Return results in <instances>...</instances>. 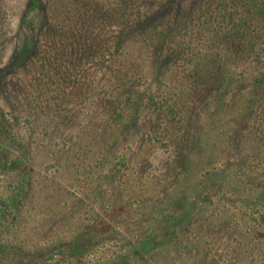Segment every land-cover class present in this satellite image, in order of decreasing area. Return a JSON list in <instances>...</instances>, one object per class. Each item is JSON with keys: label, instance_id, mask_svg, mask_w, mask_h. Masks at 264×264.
Segmentation results:
<instances>
[{"label": "rangeland", "instance_id": "374dc122", "mask_svg": "<svg viewBox=\"0 0 264 264\" xmlns=\"http://www.w3.org/2000/svg\"><path fill=\"white\" fill-rule=\"evenodd\" d=\"M28 3L29 0H0V68L2 69L11 61L26 34L37 36L39 47L42 49L51 44L56 52L80 51L78 45L76 49L71 48L68 38L70 28L75 24L73 12L68 6L45 2L46 16H42L46 18V23L41 24L42 17L37 11L33 14L31 12L30 15L35 21L26 24ZM105 8L109 10L106 3ZM189 9H192V12L196 11V5L190 6ZM147 10L151 12L154 9ZM40 11H43L42 8ZM91 11L98 12L97 16L101 15L106 20L101 8L93 7ZM58 24L63 26L65 24V28H60ZM191 25L192 31L198 29L194 21ZM103 28L96 27L99 31H103ZM263 41L262 36L261 43ZM205 43L208 46L205 44L200 46L198 55L209 54L212 58H222L227 66L226 69L230 70L234 78L232 92L227 96V103L220 112L221 118L217 120V123L220 121L221 128L215 130L217 131L215 136L221 137L224 132H229L233 136L250 135L249 139L253 140L247 146L248 153L245 157L253 165L254 174L262 172L264 119L260 125L252 128L253 123H248L241 116L249 92L253 90L254 97L264 94V84H260V87L257 83L258 77L264 70L262 56L256 57V50L251 52L247 46L226 50L220 43H207V40ZM140 45L142 46L135 45L136 50L134 51L133 48L135 53L127 56V62H133L132 67H138V74L132 76L129 81L120 78L122 85H115L113 88L107 85L111 77L110 72H102L103 68L95 59L91 60V57H88L81 66H77L78 68H73L76 79L75 83L67 88L68 92L72 93L71 101L67 103H65L66 98L61 99V96L56 95L59 91L62 95L64 91L57 88L58 77L53 83L47 74L50 72L43 69L41 62H36L33 67L26 69L18 67V70L8 73L9 86L5 96L0 97V105L4 112L0 114V120L2 117L6 119L2 120L1 125L6 126V122L12 124L14 132L12 135L15 139L11 135V139L8 140L0 125V146H9L3 143L5 142L3 137L12 141L11 144L15 148L11 149V147L10 150L16 162L0 159V190L1 192H6L7 189L18 190L16 186H20L21 182L25 183L27 189L23 191L17 209L12 212L16 215V219L5 220L0 242L13 246L21 243L22 246L27 245L26 248L33 252L50 247L51 252H54L53 258L49 259V255L37 257L38 260L40 259V264H69L75 261V258L67 254L64 256L55 253V250L59 242L61 247H67L70 240L78 241V244L85 248V251L78 255L77 259L80 263L97 264L128 252L146 231L155 228L148 222L149 215L153 210L160 208L169 194L180 186L178 176L181 164L180 161L173 164L178 153L171 142L185 131L179 128L184 118V111L179 112L178 109L176 115H171L158 109H152L150 112L144 110L141 119L145 120V126L136 137V141L125 143L122 139L118 142V146L116 145L117 154L128 153L129 161L126 166L120 165L115 182L110 183L105 178L97 177L93 172L96 170L93 168L96 167L94 154L101 148L105 149L106 145L109 146V140L115 137L110 129L96 127V124L99 125L97 121H104L107 126L109 124L107 116L110 108L108 109L107 104L115 102L123 105L129 99L131 92L137 89L144 92L147 88H150L152 95H145V98L156 100L160 104L165 101L163 91L169 99L176 95L178 89L185 88V85L181 84L183 80L190 85V82L184 79V75L179 77L181 75L179 73L176 80H167L165 75L158 85L150 86L154 81L150 80L149 74L154 54L146 51L145 44ZM133 51L131 49V52ZM73 55L72 58L75 59V53ZM80 57L82 55L77 54L76 61ZM133 59L136 61L134 62ZM168 68L174 72L182 70V66L175 60L168 64ZM16 84L19 87L16 88ZM105 85L109 91L102 90ZM52 93L54 97L50 95ZM188 99L189 95L181 99L178 104L181 105L180 108L189 104ZM260 104L262 101L255 105L254 110L256 109L259 115H263L264 105ZM61 110L66 117H60ZM75 124L77 128L72 130L71 126ZM97 137L101 142L104 139L107 144H98L100 140L96 142ZM97 146L99 148H96ZM207 155L208 153L205 154ZM245 157L238 158L237 163L239 165L244 163ZM170 162L173 164L171 167H169ZM100 169L102 173L107 172L103 166L98 168ZM207 176L209 175L203 173L200 177L205 180ZM216 192L218 191L215 189L203 192L200 198H205L204 203L211 204L210 199L219 196ZM234 192L235 190L228 193L227 197L235 198ZM195 197L191 196L189 200L195 202ZM2 209L5 207L0 200V210ZM212 214V211H207L195 217L183 230L193 238L200 237V240L206 242L210 248L209 255H205L204 243L198 248L201 254L197 259L182 260L178 257L176 259L174 254L168 251L161 258L160 253L149 258L147 264H157L158 261L162 264H217L216 260L222 262L223 257L227 264L233 262L264 264V244L261 242L254 241L255 244H249L240 253L236 251L233 240L228 242L217 236L212 238V234L208 235L206 230H202L201 222L198 223V220L203 217L205 219L206 216L210 217ZM257 215L258 213L255 212L253 216L257 217ZM258 220H253L254 227L260 226L262 221ZM234 221L238 225L239 216L235 217ZM206 222L204 220V223ZM216 234L218 235V232Z\"/></svg>", "mask_w": 264, "mask_h": 264}, {"label": "trees", "instance_id": "16d2710c", "mask_svg": "<svg viewBox=\"0 0 264 264\" xmlns=\"http://www.w3.org/2000/svg\"><path fill=\"white\" fill-rule=\"evenodd\" d=\"M45 2L68 6L73 12L75 24L70 28L68 38L71 48L76 49L78 45L80 51L56 52L51 44L42 49L39 47L37 36L26 34L11 61L3 66L4 69L0 68V97L5 96L9 86L10 79L7 77L9 72L18 70V67L19 69L33 67L36 62H41L43 69L50 72L47 74L53 83L58 77L57 88L64 91L62 95L60 91L56 95L61 96V99L66 98L65 103L71 101L72 93L68 92L67 88L75 83L74 69L84 64L88 57L99 63L103 68L102 72H110L111 77L107 85L111 88L122 85L120 82L123 79L129 81L132 76L138 74V67H132L133 62H127V56L134 54L136 50L134 46L141 47L140 44H145L146 51L154 54L152 68L149 70L150 80L154 81L150 86L158 85L165 75L167 80H176L179 73H181L179 77L184 75V79L190 82L188 85L183 80L181 84L185 85V88L178 89L173 98L168 99L163 91L165 101L160 104L156 100L145 98V95H152L150 88L144 92L137 89L130 93L129 99L123 105L115 102L107 104L108 109L110 108L107 116L108 126L103 123L104 121H97L99 123L96 124L97 129H110L115 136L109 140V146L104 139L101 142L97 137L96 142L100 140L98 144L106 143V146L105 149L101 148L94 154L97 167L93 166L96 169L93 171L94 174L110 183H114L115 178L118 177L120 165L126 166L129 161L128 153L117 154L116 145L122 139L125 143L136 141V137L145 126V120L141 119L144 110L150 112L152 109H158L171 115H176L178 109L179 112L184 111V118L179 128L185 130L180 137L176 136L171 142L178 153L173 164L177 163L176 161H180L181 164L178 176L180 186L169 194L160 208L153 210L149 215L148 222L155 228L150 227L153 230L146 231L128 252L97 264H147L149 258L158 253L161 254L159 255L161 258L168 251L172 252L176 259L177 257L182 260L197 259L201 254L198 248L204 243L205 255H209L210 248L206 242L200 240V237L193 238L189 233L183 232L184 227L195 217L207 211L213 212L210 215L213 218L206 216L205 219L204 217L199 219L198 223L201 222V229L206 230L208 235L212 234V238L217 236L228 242L233 240L236 251L240 253L249 244H255L254 241L264 244V234H262L264 233V170L254 174L253 165L245 157L248 153L247 146L253 139H249L250 135L233 136L229 132H224L221 137L215 136L217 133L215 130L221 128L220 121L217 123V120L221 118L220 112L227 103V96L232 92L234 78L230 70L226 69L227 66L222 58H212L209 54L200 56L197 53L200 46L206 45L207 40V43H220L226 50L247 46L251 52L256 50V57L262 56L264 63V41L261 43L262 36L264 38V0H29L26 24L35 21L30 15L31 12L33 14L37 11L42 17L41 24L46 23V18L42 16H46ZM105 3L109 10L105 8ZM193 5H196L194 12L189 9ZM93 7L101 8L106 20L101 15L97 16L98 12L91 11ZM147 9L154 10L149 12ZM193 21L198 25V29L194 31L190 28ZM58 25L60 28H65V24ZM96 27L105 29L99 31ZM58 30L60 31L59 28ZM129 40L132 42H126ZM74 53L75 59L72 58ZM77 54L82 57L76 61ZM174 60L182 66L181 71L174 72L168 68V64L173 63ZM120 78L122 80H119ZM257 81L260 87V84H264V70ZM17 87L19 85L16 84ZM102 90L109 91L106 85ZM50 95L55 96L53 93ZM186 95H189V104L180 108L181 105L178 104ZM247 96L241 116L248 123H253V128L260 125L264 119V114L259 115L256 109L254 110L259 101H262L260 105H264V99H261L264 98V94L254 97L252 90ZM51 112L54 114L53 111ZM254 112L255 116H253ZM2 113L4 112L0 105V114ZM62 116L66 117L61 110L60 117ZM2 120L6 119L2 117L0 125ZM5 124L6 126L1 125V130L10 140L14 133L12 124L7 122ZM71 127L72 130H76L77 125ZM12 136L15 139V136ZM6 137L2 138L5 141L3 143L9 146H0V159L16 162L10 150L11 147V149L15 147ZM240 157L245 159L244 163L239 165L237 159ZM173 164L170 162L169 167ZM101 166L107 171L102 170L104 174L101 169L98 170ZM203 173L209 175L205 180L200 177ZM16 187L18 190L15 191L0 190V200L5 207L0 210V234L4 229L5 220L16 219V215L12 212L17 209L22 193L27 189L24 182ZM213 189L218 191L216 193L219 196L210 199L211 204L204 203L205 198H200V195ZM233 190H235V198L230 199L227 195ZM191 196H196L195 202L189 200ZM255 212L258 213L257 217L253 216ZM238 216L240 223L236 225L234 220ZM204 220L207 222L204 223ZM253 220L262 222L257 223L260 226L254 227ZM69 242L67 247H61L59 242L55 253L74 257L75 261L69 264H82L77 258L85 248H82L78 241ZM26 247L28 246H22L21 243L13 246L0 242V264H40V259L38 260L37 257L49 255V259L53 258L54 252H51L50 247L38 252L30 251ZM215 263L227 264L224 257L222 262L216 260ZM157 264L162 262L158 261Z\"/></svg>", "mask_w": 264, "mask_h": 264}]
</instances>
